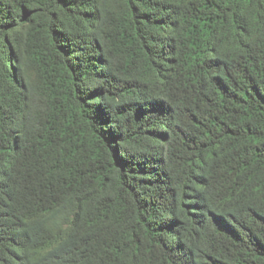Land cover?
I'll return each mask as SVG.
<instances>
[{
    "label": "trees",
    "instance_id": "obj_1",
    "mask_svg": "<svg viewBox=\"0 0 264 264\" xmlns=\"http://www.w3.org/2000/svg\"><path fill=\"white\" fill-rule=\"evenodd\" d=\"M0 264H264V0H0Z\"/></svg>",
    "mask_w": 264,
    "mask_h": 264
}]
</instances>
